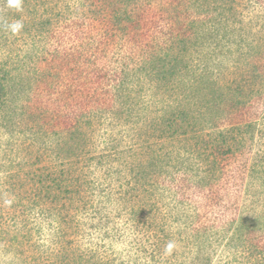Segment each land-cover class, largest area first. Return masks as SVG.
<instances>
[{"label":"trees","instance_id":"16d2710c","mask_svg":"<svg viewBox=\"0 0 264 264\" xmlns=\"http://www.w3.org/2000/svg\"><path fill=\"white\" fill-rule=\"evenodd\" d=\"M180 1H185L184 14H176L170 19H175L172 23L159 25L153 31L145 29L148 18L144 12L137 11L141 7L139 0H131L130 4L134 5L131 10L118 7L109 15L101 12L98 17L100 27L82 21L77 33L82 40L76 71L81 79V88L77 90L81 96L78 125L83 126L86 120L82 106L92 108L93 100H97L105 107L95 111H105L126 122L145 125L146 130L139 129L136 134L144 149L142 156L131 150L128 160L123 163L126 165H122L125 171L115 170L111 164L107 168L103 163L109 159L108 153L87 152L85 131L76 128L74 133L81 145L73 147L70 144L69 148L59 150L62 156L59 175L54 174L55 170H43L44 166L38 167L39 174H26L22 173L25 168L19 169L17 172L21 173L0 179V203H8L9 197H13L12 206H24L21 211L29 214L24 218L27 219L35 199L42 201L49 195L57 198L58 192L65 191L69 195L62 197L73 202L78 194L70 192L81 191L82 173L89 163H94L98 169L103 167L107 176L114 174L118 182L126 173L128 185L119 191H128L139 198L145 227L162 232L153 250H166L173 258L161 253L159 260L156 256L151 257L154 259L152 264H212V254L216 251L214 241L219 237L225 245L235 242L236 245L238 241L254 252V264H264V224L256 223V216L253 226L246 222L247 218L237 221L236 216L227 219V225H214L208 209L202 211L191 204L192 211L171 212L168 217H163L159 204L154 202L156 198H150L170 191L174 199L180 198L173 191H212L205 197L214 202L218 210L223 213L238 210L240 201L233 193L239 192L236 195L241 199V191L245 188L251 159V149L247 145L253 141L254 130L264 126V57H260L264 56V46L254 44V58L244 64L252 69L254 78L249 80L234 73L229 62L239 63L240 60L231 47L239 43L229 24L232 17V22L238 23L233 0ZM222 1L231 5L226 8ZM231 11L230 16L228 12ZM261 48L262 55H259ZM0 73L5 74L7 70ZM252 80L253 86L248 83ZM4 98L5 86L0 79V104ZM65 123L71 134L70 122ZM152 135L158 137L156 142L151 141ZM170 147L182 149V154L171 160ZM166 158L173 167L177 166L176 169L165 167L167 164L163 161ZM232 165L236 166L232 168ZM229 172L230 178L223 179ZM220 179L224 183H220ZM149 191L152 193L147 195ZM217 191L225 193L220 196ZM89 192H81L85 202V194ZM26 202L32 205L26 207ZM65 204L70 209L73 205ZM205 207L214 210L211 204ZM159 215L161 221H157ZM172 217H180L176 218L180 236L184 232L183 237L193 241L190 252L183 258L177 257L176 247L171 246L166 237ZM218 227L224 231L215 229ZM70 254L56 255L57 259L50 263L91 262L85 257L81 260V255Z\"/></svg>","mask_w":264,"mask_h":264},{"label":"rangeland","instance_id":"374dc122","mask_svg":"<svg viewBox=\"0 0 264 264\" xmlns=\"http://www.w3.org/2000/svg\"><path fill=\"white\" fill-rule=\"evenodd\" d=\"M130 2L23 0L22 11L17 12L7 7L6 0H0V71L7 70L5 74L0 73L5 86L4 102L0 104V179L15 175L22 168L26 169L22 173L39 174L38 167L43 166V170H55L54 174L59 175L62 159L59 150L69 148L70 144L73 147L81 145V140L74 133L76 128L85 131L87 152L108 153L109 159L103 163L107 168L111 164L115 170L121 168L122 172L125 171L122 165H126L123 163L128 160L131 150H136L142 156L144 149L136 134L139 129L145 131V125L126 122L105 111H95L101 106L105 107L97 100H93L92 108L82 106L86 120L83 126L78 125L81 107L77 90L81 88V79L76 71L80 63L78 51L82 40L77 33L82 21L89 22L92 27H100L98 17L101 12L109 15L118 7L129 11L134 8ZM139 2L141 7L137 11L147 16L145 29L148 31L158 29L159 25H169L176 14H184L185 1ZM222 2L226 8L231 5L227 1ZM233 2L238 23L232 22V17L229 24L234 28V39L239 43L231 47L240 61L229 63L233 65L234 73L250 80L254 78L252 69L244 64L254 58V44L264 46V0ZM228 13L231 16L232 11ZM16 20L22 21L23 28L17 35H12L7 25ZM262 51L263 48L258 51L259 55H262ZM253 82L248 83L253 86ZM92 89L87 90L91 92ZM66 121L70 122L71 134L67 132ZM253 134V141L247 145L251 149L250 170L241 199L236 195L239 192L233 193L240 201L238 210L224 213L218 210L217 205L205 197L212 191H173L180 199L171 197L170 191L163 196L159 193L150 196L151 199L156 198L154 202L159 204L163 217H168L171 212L192 211L193 204L202 211L208 209L214 225H227V219L232 216H236L237 221L247 218L246 222L251 226L256 216L255 222L264 224V126L254 130ZM150 139L156 142L158 137L152 135ZM169 149L172 150L171 160L182 154L180 148ZM171 163L168 158L163 161L168 165L165 167L176 169L177 166L173 167ZM123 175L118 182L114 174L107 176L103 167L98 169L94 163H89L80 179L81 191L70 192L78 194L73 202L62 197L69 195L65 191L62 194L58 192L57 198L49 195L42 201L36 202L35 199L27 219L24 218L29 214L21 211L24 206H12L13 197H9L11 200L8 199V203L1 202L0 264H51L57 259L56 255L71 256L70 253L77 257L81 255V260L83 257L91 259L89 264H152L154 259L151 257L156 256L159 260L161 253L173 258V254L166 250H153L162 232L145 227L144 210L141 211L139 207V198L136 199L128 191H119L128 185L126 173ZM230 175L231 172L227 173L223 179L230 178ZM223 179L219 182L224 183ZM83 191H90L85 194L86 202L82 198ZM217 192L220 196L225 193ZM149 193L152 192H147V195ZM65 202L73 204L71 209ZM206 204H211L214 210L206 208ZM25 205L28 207L32 204L26 202ZM160 217L157 221H161ZM173 217L169 236L166 237L171 241V246L176 247L177 257L183 258L190 252L193 241L191 238L185 239L184 232L180 236L176 221L180 217ZM215 229L224 231L221 227ZM253 233L254 230L250 235ZM162 238L166 239L164 236ZM219 239L214 241L216 251L212 254V264H254L253 251L244 248L238 241L236 245V242L225 245L224 240Z\"/></svg>","mask_w":264,"mask_h":264},{"label":"clouds","instance_id":"9594fccd","mask_svg":"<svg viewBox=\"0 0 264 264\" xmlns=\"http://www.w3.org/2000/svg\"><path fill=\"white\" fill-rule=\"evenodd\" d=\"M22 2L23 0H6L7 7L14 9L17 12L22 11ZM12 35H17L23 28L22 21L16 20L7 25ZM171 247V246H169Z\"/></svg>","mask_w":264,"mask_h":264}]
</instances>
